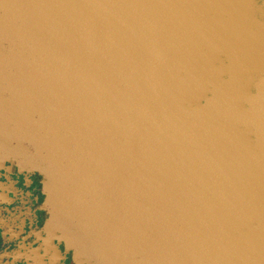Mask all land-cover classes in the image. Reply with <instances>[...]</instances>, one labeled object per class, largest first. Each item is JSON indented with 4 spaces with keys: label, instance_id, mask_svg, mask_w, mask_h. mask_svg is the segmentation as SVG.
<instances>
[{
    "label": "water",
    "instance_id": "obj_1",
    "mask_svg": "<svg viewBox=\"0 0 264 264\" xmlns=\"http://www.w3.org/2000/svg\"><path fill=\"white\" fill-rule=\"evenodd\" d=\"M10 159L80 264H264V0H0Z\"/></svg>",
    "mask_w": 264,
    "mask_h": 264
},
{
    "label": "flooded vegetation",
    "instance_id": "obj_2",
    "mask_svg": "<svg viewBox=\"0 0 264 264\" xmlns=\"http://www.w3.org/2000/svg\"><path fill=\"white\" fill-rule=\"evenodd\" d=\"M51 180L16 159L0 164V264H80L52 224Z\"/></svg>",
    "mask_w": 264,
    "mask_h": 264
}]
</instances>
